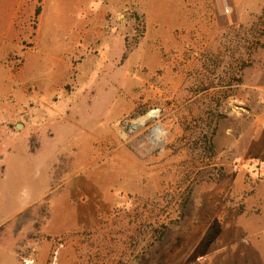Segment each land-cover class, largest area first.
<instances>
[{
    "label": "rangeland",
    "instance_id": "obj_1",
    "mask_svg": "<svg viewBox=\"0 0 264 264\" xmlns=\"http://www.w3.org/2000/svg\"><path fill=\"white\" fill-rule=\"evenodd\" d=\"M18 1L0 106L28 147L0 165V264H228L255 235L221 216L264 177V0L200 26L171 0Z\"/></svg>",
    "mask_w": 264,
    "mask_h": 264
},
{
    "label": "crops",
    "instance_id": "obj_2",
    "mask_svg": "<svg viewBox=\"0 0 264 264\" xmlns=\"http://www.w3.org/2000/svg\"><path fill=\"white\" fill-rule=\"evenodd\" d=\"M157 0H152L156 2ZM181 5L183 9H189L187 17L191 25H201L203 22V10L207 9L209 1L212 0H171ZM24 3L31 4L32 0H19L15 6L17 11ZM5 8V2L1 4V9ZM139 8L146 11L142 6ZM147 9V8H146ZM191 10V11H190ZM148 13V11H147ZM146 14V13H145ZM147 19V14H146ZM2 26L4 22L0 20V90H10V80L4 79V65L2 59L8 50V43L15 41L14 38L20 33L16 29L15 18ZM6 22V21H5ZM10 37H13L12 39ZM32 59V54L28 55V60ZM22 80L25 78L22 77ZM9 103V101H8ZM19 105L20 101L18 102ZM22 107L25 108V103ZM16 110H19L18 106ZM15 109L11 106H0V165H4L7 156L13 153V150L22 148L27 149V138L24 137V131L28 126L27 123H21L14 114ZM44 112V111H43ZM46 117V116H45ZM45 118L40 126L46 121ZM19 125L23 128L19 129ZM249 154L251 159H264V142L260 137H253L249 144ZM246 165V164H244ZM18 166L12 165L13 168ZM257 181V180H256ZM234 204L230 206L231 210L228 215L221 216L220 233L222 232H246L255 235L254 240L246 247H237L236 253H231L227 259L228 264H264V177L258 178L250 193L243 195H235L233 197ZM236 202L242 204V208L238 209Z\"/></svg>",
    "mask_w": 264,
    "mask_h": 264
},
{
    "label": "bare ground",
    "instance_id": "obj_3",
    "mask_svg": "<svg viewBox=\"0 0 264 264\" xmlns=\"http://www.w3.org/2000/svg\"><path fill=\"white\" fill-rule=\"evenodd\" d=\"M156 114V111H151L150 113L142 116L141 118H139L138 120L133 122V127L137 128L139 126H141L142 124H144L147 120H149L151 117H153ZM153 133L155 135L154 138H152L153 140H156L160 137V134L163 133V129L160 125H157L154 129H153ZM160 142V141H159Z\"/></svg>",
    "mask_w": 264,
    "mask_h": 264
},
{
    "label": "built area",
    "instance_id": "obj_4",
    "mask_svg": "<svg viewBox=\"0 0 264 264\" xmlns=\"http://www.w3.org/2000/svg\"><path fill=\"white\" fill-rule=\"evenodd\" d=\"M261 174L264 176V161L262 162L260 166ZM25 264H35V260L33 258H28L25 260Z\"/></svg>",
    "mask_w": 264,
    "mask_h": 264
},
{
    "label": "trees",
    "instance_id": "obj_5",
    "mask_svg": "<svg viewBox=\"0 0 264 264\" xmlns=\"http://www.w3.org/2000/svg\"><path fill=\"white\" fill-rule=\"evenodd\" d=\"M39 10H40V7H38L37 10H36V13H37V14L39 13Z\"/></svg>",
    "mask_w": 264,
    "mask_h": 264
}]
</instances>
